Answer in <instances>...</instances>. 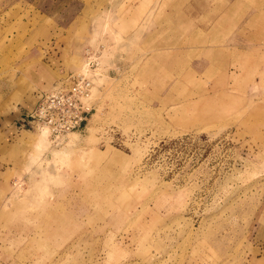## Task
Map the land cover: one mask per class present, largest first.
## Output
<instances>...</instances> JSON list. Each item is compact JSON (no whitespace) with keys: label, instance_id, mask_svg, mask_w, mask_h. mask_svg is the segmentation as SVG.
Masks as SVG:
<instances>
[{"label":"rangeland","instance_id":"1","mask_svg":"<svg viewBox=\"0 0 264 264\" xmlns=\"http://www.w3.org/2000/svg\"><path fill=\"white\" fill-rule=\"evenodd\" d=\"M106 1L85 24L110 25ZM81 6L0 0V76L41 15L67 23ZM98 36L88 46L83 29L85 55L73 70L82 71L88 48L100 52L93 128L52 144L33 191L9 195L0 264H264V63L221 66L216 78L227 81L216 84L208 73L175 75L167 91L136 70L109 79L112 50Z\"/></svg>","mask_w":264,"mask_h":264},{"label":"crops","instance_id":"2","mask_svg":"<svg viewBox=\"0 0 264 264\" xmlns=\"http://www.w3.org/2000/svg\"><path fill=\"white\" fill-rule=\"evenodd\" d=\"M81 1L83 6L67 23H51L45 14L38 17L37 25L28 27L29 40L15 42L9 70L0 76V227L9 195L21 187L33 191L38 182L34 179L43 177L50 162L53 143L39 146V132L18 126L23 109L34 105L38 91L52 89L81 65L83 29L90 33L88 46H98V34L105 35L112 50L107 59L109 79L125 81L128 72L136 70L148 82H164L155 89L169 91L166 83L177 81L179 74L194 79L197 73H208L215 84L225 82L221 66L242 65L247 57L248 66L264 63V0H108L105 16L112 20L102 28L85 24L98 17L97 0ZM220 74L223 78H216ZM248 75L252 80V73ZM91 121L84 132H76L79 137L93 128ZM67 207L80 220L82 214L76 212L81 208Z\"/></svg>","mask_w":264,"mask_h":264},{"label":"built area","instance_id":"3","mask_svg":"<svg viewBox=\"0 0 264 264\" xmlns=\"http://www.w3.org/2000/svg\"><path fill=\"white\" fill-rule=\"evenodd\" d=\"M100 52L88 48L82 71H71L48 91H38L34 105L25 107L18 126L48 131L55 145L75 132H84L95 109L90 101L101 64Z\"/></svg>","mask_w":264,"mask_h":264},{"label":"bare ground","instance_id":"4","mask_svg":"<svg viewBox=\"0 0 264 264\" xmlns=\"http://www.w3.org/2000/svg\"><path fill=\"white\" fill-rule=\"evenodd\" d=\"M264 2V1H263ZM255 4V3H254ZM256 12V11H255ZM252 15V14H251ZM253 19V18H252ZM263 22H264V20H263ZM257 26V25H256ZM261 27H263V26H261ZM255 28V27H254ZM259 28V27H258ZM259 30V29H258ZM256 31V30H255ZM263 31V30H262ZM256 35V34H255ZM253 36V35H252ZM258 38H260V37H258ZM40 133L42 134V137H41V139H38L37 141L38 142H40V144H42V143H47V141H49L48 142V144L51 142L50 141V138H49V135H48V131L47 130H45V129H43L42 131H40ZM71 135H73V136H75L74 134H71ZM72 137V136H71ZM77 137V136H76ZM71 141V140H70ZM70 141H69V143H68V145L69 144H71L70 143ZM67 145V144H66ZM54 152L55 153H60V152H56V150H54ZM61 154H63L62 152H61Z\"/></svg>","mask_w":264,"mask_h":264}]
</instances>
